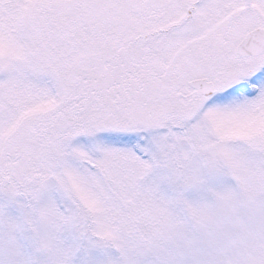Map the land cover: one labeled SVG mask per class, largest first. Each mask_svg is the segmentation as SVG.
Masks as SVG:
<instances>
[{
	"label": "snow or ice",
	"instance_id": "6c2138e0",
	"mask_svg": "<svg viewBox=\"0 0 264 264\" xmlns=\"http://www.w3.org/2000/svg\"><path fill=\"white\" fill-rule=\"evenodd\" d=\"M201 121L200 147L264 197V0H0V197L44 247L69 220L60 185L92 215L81 231L165 217L140 180L152 142ZM233 264H264V231Z\"/></svg>",
	"mask_w": 264,
	"mask_h": 264
},
{
	"label": "rangeland",
	"instance_id": "374dc122",
	"mask_svg": "<svg viewBox=\"0 0 264 264\" xmlns=\"http://www.w3.org/2000/svg\"><path fill=\"white\" fill-rule=\"evenodd\" d=\"M212 134L211 124L201 121L187 133L153 140L140 180L166 206V216L146 219L115 238L76 227V217L88 223L92 215L74 186L54 189L69 217L54 249L40 243L26 207L0 197V264H233L264 231V197H250L232 162L200 147ZM180 156L191 166H178ZM43 206L37 202L32 209ZM200 210L207 218H198Z\"/></svg>",
	"mask_w": 264,
	"mask_h": 264
}]
</instances>
